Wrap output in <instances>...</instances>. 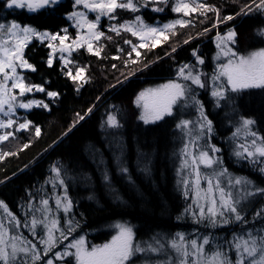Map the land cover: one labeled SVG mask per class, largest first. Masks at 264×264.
I'll return each instance as SVG.
<instances>
[{
  "label": "snow or ice",
  "instance_id": "6c2138e0",
  "mask_svg": "<svg viewBox=\"0 0 264 264\" xmlns=\"http://www.w3.org/2000/svg\"><path fill=\"white\" fill-rule=\"evenodd\" d=\"M63 4L64 0H0V144L10 139L19 141L22 134H28L27 142L21 143L17 151L0 152V161L16 156L29 148L33 139L41 137V126L29 114L37 110L51 113L53 106L62 101L61 92L50 87V80L35 83L29 79V73L38 71L25 53L34 41L48 50L44 61L47 69L57 72L77 94L86 86L97 88L96 101L123 87L137 72L152 71L166 57L176 61L174 78L140 91L135 105L144 125L167 122V118L176 121L175 128L182 134L177 183L183 199L190 201L182 212H177L176 226L179 229L190 220L196 229L189 235L181 230L156 232L137 242L131 226L117 223L108 242L89 247L80 234L82 221L71 214L73 201L68 195V181L76 183L79 174L70 175L61 165H53L52 188L62 192L55 206L63 216H50L52 209L46 196L34 205L29 193L21 205L22 218L0 201L7 218V223L0 220V264H73V260L74 264H264V203L253 208L258 195L264 198V187L246 176H234L224 166V148L212 142L214 122L200 98L203 91L215 109L224 111L234 129L226 143L235 160L264 176V135L254 129L257 121L241 110L245 97L253 95L254 90L264 94V47L241 54L237 27L240 21L258 18L261 23L256 35L264 43V0H231L230 4L208 0H71L70 10L62 16L70 22L68 26L41 30L31 22L38 16L55 17ZM166 10L176 18L161 24L157 16ZM121 12L130 16L122 18ZM147 13L157 14L151 18L155 23L148 21ZM18 15L27 19H18ZM102 19L107 21L106 27ZM205 24L208 26L193 34V29ZM70 28L74 34H70ZM213 30L216 52L212 59L216 67L210 75L202 70L206 61L198 47H192L186 61H177L178 52L187 50L184 46ZM109 44L114 45V54L106 51ZM157 48H162L163 57L155 53ZM85 52L99 62L113 61L110 68L115 82L105 75V83L96 84L90 65L74 55L83 56ZM36 94H41L40 98ZM97 106L93 103L76 112L65 136ZM112 108L101 121L105 147L112 156L116 177L137 190L127 160L128 145L120 132L123 124L114 105ZM97 152L99 159L93 162L105 196L117 207L127 206L107 158L99 149ZM152 163L151 155L137 146L134 165L142 179L152 176ZM83 175L86 180L82 186L89 189L86 199L99 204L91 175Z\"/></svg>",
  "mask_w": 264,
  "mask_h": 264
},
{
  "label": "trees",
  "instance_id": "16d2710c",
  "mask_svg": "<svg viewBox=\"0 0 264 264\" xmlns=\"http://www.w3.org/2000/svg\"><path fill=\"white\" fill-rule=\"evenodd\" d=\"M208 2L230 4L231 0H208ZM70 6L71 0H65L61 11L55 17L38 16L31 22L40 27L41 30L68 26L70 22L64 21L62 16L64 12L70 10ZM120 15L122 18L130 16L126 12H121ZM156 15L147 13L146 18L149 22L155 23L151 18ZM17 18L27 19L24 15H18ZM175 18L176 15L168 10L157 16L161 24ZM260 23L261 21L255 17L237 23L240 32L238 47L241 54H247L250 51L264 47V43L256 35V29L260 26ZM101 24L106 27L107 21L102 19ZM205 26L208 25H198L196 29L192 30L193 34L201 31ZM221 30H224L223 25H221ZM183 31L186 33L188 29ZM73 33L74 30L70 28V34ZM214 35L215 30L207 36H202L199 40L193 41L191 45L184 46L187 50L178 52L177 61H186L190 57L192 47H198L206 61L202 70L210 75L215 68L212 59L216 52L215 45L212 42ZM179 38L177 37V39ZM116 39L119 40V38ZM121 46L127 47L122 44V41ZM164 47H167V45ZM47 51L46 47L35 41L25 49L26 58L38 67L36 73H29L28 76L35 83H41L46 79L50 80V87L61 92L62 101L58 106H53L51 113L37 110L36 114H29V118L41 126V137L33 139L31 146L23 151H18L16 156L6 157L3 161H0V201L4 202L19 218H22L23 209L21 205L25 204V198L29 193L34 197V205H39L41 197L46 196L49 198V206L52 209L50 216H63L62 211L57 212L55 206V200L62 195V192L59 189L52 188L50 174V168L53 165H61L68 170L70 175L79 174L76 183L68 181V195L73 201L71 214L82 221L83 226L80 234L85 236L89 247L106 243L115 234L114 225L117 223H125L131 226L137 242L149 239L156 232L172 233L181 230L186 235L191 234L196 226L191 224L190 220L179 229H177L175 220L177 212H182L183 208L190 203V201L183 199L182 189L177 183L179 176L176 169L180 165L179 154L182 146V134L175 128L176 121L172 118H167V122L162 121L155 125H144L138 119L140 110L135 105L136 95L140 91L157 87L167 82L168 79L174 78L176 61L165 57L153 66L152 71L137 72L136 76L131 77L130 82H126L123 87L118 86L110 95H104L101 101H96L97 88L86 86L80 94H77L72 90L70 84H66L64 79L58 76L57 72L46 68L44 61ZM106 51L114 54V45L109 44ZM141 52L143 53L144 50L142 49ZM155 53H158L161 57L164 56L162 48L155 49ZM74 55L82 63L90 65V73L95 77L96 84H104L105 75H107L108 81L115 82L112 75L113 70L110 68L113 61L110 59L99 62L88 56L86 52L83 56ZM150 58L154 57L150 54ZM115 63L119 65V61ZM116 75L119 76V73L117 72ZM100 91H103V88ZM40 95L36 94V98H40ZM200 98L206 105L209 118L214 122L215 134L212 142L224 148L221 154L224 166L234 176H246L253 180L255 185L264 187V176L248 166H241L232 156L226 141L231 137L234 129L229 126L224 111L215 109L209 102L210 96L203 91H201ZM93 103L98 105L94 109V113L86 117L85 121H81L65 136L68 127L76 119L75 113L86 110V106ZM113 105L116 113H118V119L123 124L120 132L128 145L127 160L132 175L137 182V190L129 188L116 177L112 156L105 147L106 133L101 128V121L106 111H113ZM241 110L245 115L257 121V124L253 127L261 135H264V94H261L259 90H254L253 95L245 97L244 107ZM27 138L28 134L24 133L19 141L10 139L9 142L0 144V152L17 151L21 143L27 142ZM137 146L140 150L148 152L152 157V176L148 179H142L141 174L136 171L134 161ZM97 149L107 158L112 178L128 201L127 206L117 207L110 198L105 196L104 189L101 186L100 174L93 162L94 159H99ZM83 174L91 175L95 192L100 201L99 204L86 199L89 189L82 186L83 181L86 180V176ZM64 178L68 180L67 175ZM261 203H264V198L258 195L253 208L258 207ZM36 215L39 216V213H36ZM0 220L7 223L6 214L2 208H0ZM26 231L25 229V234ZM199 232L203 233L204 230L200 229ZM221 234L226 235L227 233ZM71 239L72 236L70 235L69 240ZM67 243L68 241H64V244ZM232 256L234 258V253H232Z\"/></svg>",
  "mask_w": 264,
  "mask_h": 264
},
{
  "label": "rangeland",
  "instance_id": "374dc122",
  "mask_svg": "<svg viewBox=\"0 0 264 264\" xmlns=\"http://www.w3.org/2000/svg\"><path fill=\"white\" fill-rule=\"evenodd\" d=\"M73 34H74V33H73ZM214 63H215V62H214ZM215 67H216V64H215ZM157 87H158V86H157ZM154 88H155V87H154ZM110 239H111V238H110ZM110 239H109V240H110ZM109 240H108V241H109ZM108 241H107V242H108Z\"/></svg>",
  "mask_w": 264,
  "mask_h": 264
}]
</instances>
